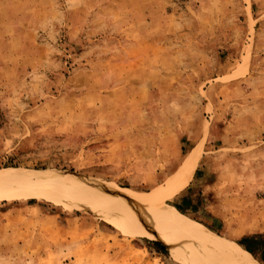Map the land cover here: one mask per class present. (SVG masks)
Returning a JSON list of instances; mask_svg holds the SVG:
<instances>
[{"label": "rangeland", "instance_id": "obj_1", "mask_svg": "<svg viewBox=\"0 0 264 264\" xmlns=\"http://www.w3.org/2000/svg\"><path fill=\"white\" fill-rule=\"evenodd\" d=\"M193 151L167 202L190 197L191 219L248 251L264 235V0H0V170L152 197ZM0 264L189 263L32 198L0 202Z\"/></svg>", "mask_w": 264, "mask_h": 264}, {"label": "bare ground", "instance_id": "obj_2", "mask_svg": "<svg viewBox=\"0 0 264 264\" xmlns=\"http://www.w3.org/2000/svg\"><path fill=\"white\" fill-rule=\"evenodd\" d=\"M199 158L193 151L152 197L64 170L5 168L0 170V202L38 198L68 209L85 206L132 238L161 241L189 264H263L167 202L189 184Z\"/></svg>", "mask_w": 264, "mask_h": 264}, {"label": "trees", "instance_id": "obj_3", "mask_svg": "<svg viewBox=\"0 0 264 264\" xmlns=\"http://www.w3.org/2000/svg\"><path fill=\"white\" fill-rule=\"evenodd\" d=\"M174 205L180 211H182L183 213H185L187 215H189L190 211H193V212L196 211V209L191 207L192 201H191V198L188 196H183L181 198V202L180 203L176 202V203H174ZM200 222H202V221H200ZM211 229H213V228H211ZM156 244H159L162 246V244L157 242V241H156ZM239 244L242 247H244L245 249H247L248 251H250L253 255H255L264 264V235L263 234L243 236L239 240ZM257 251L260 252V255H258Z\"/></svg>", "mask_w": 264, "mask_h": 264}]
</instances>
